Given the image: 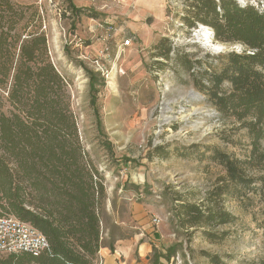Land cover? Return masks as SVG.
I'll list each match as a JSON object with an SVG mask.
<instances>
[{"label":"rangeland","instance_id":"374dc122","mask_svg":"<svg viewBox=\"0 0 264 264\" xmlns=\"http://www.w3.org/2000/svg\"><path fill=\"white\" fill-rule=\"evenodd\" d=\"M10 1L23 9L26 22L33 10L41 8L39 19L30 22L27 31L44 27L47 56L66 81L80 146L102 179V248L117 252L139 240L151 246V261L156 257L164 264H212L206 254L220 264H264V206L257 199L241 203L222 198L218 203L236 220L209 228L216 233L215 240L203 229L181 228L174 213L177 199L199 204L224 176L208 159L210 152L204 154L206 147L239 158L248 151L244 132L236 133L231 120L218 117L193 86L183 61L188 56L212 62L213 56L240 47L211 39L219 47L214 49L197 33L202 25L187 27L181 18L189 0H161V15L149 21V40L133 41L126 48L131 52L123 53L119 46L133 21L130 0H41L40 6L33 0ZM234 1L264 10V0ZM72 7L80 12L74 13ZM103 48L102 61L109 73L102 78L104 86L97 87L92 108L87 72L97 73L93 61ZM6 109L11 110L8 105ZM260 148L264 153V139Z\"/></svg>","mask_w":264,"mask_h":264},{"label":"trees","instance_id":"16d2710c","mask_svg":"<svg viewBox=\"0 0 264 264\" xmlns=\"http://www.w3.org/2000/svg\"><path fill=\"white\" fill-rule=\"evenodd\" d=\"M39 12L40 7L33 10L26 22L22 8L0 0V216L30 224L49 247L38 257L7 255L0 264H97L103 247L102 179L80 146L66 81L47 56L44 27L27 31ZM181 19L189 28L209 27L220 43L240 47L213 56L212 62L188 56L183 61L193 86L218 117L231 120L236 133L243 131L248 140L243 158L206 147L204 154L210 152L208 159L224 176L201 203L176 200L178 226L203 229L215 240L209 228L236 220L218 203L222 198L241 203L257 199L264 206V10L234 0H189ZM170 58L168 49L167 61ZM87 76L89 105L94 108L104 77L92 72ZM95 126L101 134L97 112ZM102 145L110 152L107 141ZM206 256L220 264L215 256Z\"/></svg>","mask_w":264,"mask_h":264},{"label":"crops","instance_id":"0c3cea01","mask_svg":"<svg viewBox=\"0 0 264 264\" xmlns=\"http://www.w3.org/2000/svg\"><path fill=\"white\" fill-rule=\"evenodd\" d=\"M134 6V12L132 15L133 21L129 23L128 37L126 39H131L134 41L133 44L138 42H144L149 40L151 35V29L149 21L151 18H155L162 13V3L161 0H130ZM138 20V21H135ZM105 38V36H103ZM123 39L122 41L126 40ZM100 50V49H99ZM129 49H124L123 52ZM101 51V50H100ZM131 52V50H129ZM128 51V52H129ZM122 52V53H123ZM152 238L156 241L158 236ZM156 238V239H155ZM152 244L153 241L150 240ZM151 246L146 243L139 244V240L131 241L129 245L125 248L117 250V252H110L106 248H100L98 251V260H102V264H164L161 259L156 260V257L151 261V254H149ZM122 255V259L120 257ZM137 260H140L139 263ZM168 264V263H167Z\"/></svg>","mask_w":264,"mask_h":264},{"label":"built area","instance_id":"2783aa9c","mask_svg":"<svg viewBox=\"0 0 264 264\" xmlns=\"http://www.w3.org/2000/svg\"><path fill=\"white\" fill-rule=\"evenodd\" d=\"M33 1L38 6H40L42 2L41 0ZM209 30L211 32V39H213V32L211 29ZM132 43L133 41L131 39L124 40L119 46L121 52L130 47ZM104 48L101 49L99 53L100 56L93 61V65L96 72L101 74L104 79H107L109 72L102 61L106 50ZM119 72L122 73V71ZM153 222L158 224L159 220L153 219ZM48 247L49 245L44 235L30 224L11 215L0 216V255L28 254L32 257H38L46 251ZM98 263L99 261L97 264Z\"/></svg>","mask_w":264,"mask_h":264},{"label":"bare ground","instance_id":"6f19581e","mask_svg":"<svg viewBox=\"0 0 264 264\" xmlns=\"http://www.w3.org/2000/svg\"><path fill=\"white\" fill-rule=\"evenodd\" d=\"M198 34L202 35L205 39L206 42L208 43V45L213 46L211 43V32L209 30V28L205 27V26H201V28L197 31ZM214 49H219V47L217 46H213Z\"/></svg>","mask_w":264,"mask_h":264}]
</instances>
